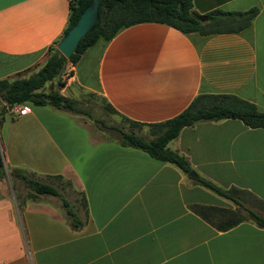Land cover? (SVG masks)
<instances>
[{"label":"crops","instance_id":"obj_1","mask_svg":"<svg viewBox=\"0 0 264 264\" xmlns=\"http://www.w3.org/2000/svg\"><path fill=\"white\" fill-rule=\"evenodd\" d=\"M69 0H0V78L36 69L67 22ZM199 13L256 6L233 32L183 33L154 21L97 38L72 63L59 92H94L141 122L173 116L198 93H231L264 111V0H191ZM4 114L2 158L38 178L60 175L86 202L80 227L53 200L13 195L0 179V264H264V226L250 219L215 228L192 204H236L174 163L120 145L82 116L28 102ZM195 176L241 189L263 213L264 126L200 120L167 142Z\"/></svg>","mask_w":264,"mask_h":264},{"label":"trees","instance_id":"obj_2","mask_svg":"<svg viewBox=\"0 0 264 264\" xmlns=\"http://www.w3.org/2000/svg\"><path fill=\"white\" fill-rule=\"evenodd\" d=\"M91 1H68L67 22L61 35L74 23L82 9ZM191 7V0H99L95 21L78 39L68 57H64L56 49L57 40L55 44L47 47L45 58L36 69L27 74L24 71H18L11 76L0 78V125L4 114L17 104L29 102L34 105H50L80 115L107 138L115 139L123 146L141 149L152 157L174 163L184 172L190 170L186 158L167 147V142L175 137L183 126L200 120H217L229 117L238 118L251 127L264 126V111L258 110L251 101L231 93H198L173 116L160 121L141 122L118 113L101 95L91 91L86 92L99 96L104 109L118 114L122 121L120 123H105L101 118L90 117L92 116L90 111L82 108L76 97L59 92V88L63 85L60 72L64 65L68 61L74 63L83 50L97 38L102 37L109 40L122 26L142 21H154L171 25L183 33L193 31L201 34L233 32L247 26L258 11L256 6L241 10L213 8L205 12L206 19L200 21L188 12ZM45 85H48L47 89H43ZM6 169L7 171L0 153V179L5 178L6 175L9 178L19 179L30 190L27 192V197H35L40 194L58 196L69 225L76 228L83 224L87 210L82 193L76 202H79L83 209L85 216L83 221L78 218L75 209L71 207L66 198L61 196L52 183L35 178L17 167H6ZM48 176L61 180V176L57 174ZM193 179L231 199L236 204L233 208L206 204L191 205V209L195 213L215 228L226 229L246 219L254 221L259 226H264V206L263 213H258L244 205L239 198L241 189L234 186L223 188L199 175L194 176ZM11 187H14L13 183Z\"/></svg>","mask_w":264,"mask_h":264},{"label":"rangeland","instance_id":"obj_3","mask_svg":"<svg viewBox=\"0 0 264 264\" xmlns=\"http://www.w3.org/2000/svg\"><path fill=\"white\" fill-rule=\"evenodd\" d=\"M191 8H193V7H191ZM31 71H33V69L24 70V73L27 74ZM47 86L48 85H45L43 87V89H47ZM75 93H76L75 94L76 98L78 100V104L82 108L88 109L90 111V113L92 115L90 117L101 118L105 123H120V122H122L121 118L118 116V114H115L113 112H110V111H107L106 109H104V107L102 106V101L100 100L99 96L90 95L84 91H80V92L77 91ZM25 103H26V105H28V102H25ZM83 115L87 117V115H85V114H83ZM4 133H5V127L2 129L0 126V153L1 154H2V145H3ZM2 161H3V158H2ZM3 164H4V161H3ZM4 166H5V164H4ZM5 170L7 171L6 166H5ZM3 180L5 183L7 182L9 187L11 186L12 183L14 184V187L13 188L11 187L13 195L16 194V195H21V196L27 197V192L30 190L26 186H24V184L19 179L14 178V177L9 178L8 175H6L5 178H3ZM41 180L48 181V182L52 183L54 186H56V188L60 192L61 196L68 200V202L70 203V205L73 209L76 210V207H78L79 215L82 216V207L79 204V202H76V199L78 198L77 192L73 191V189H71L69 187V185H67L66 183H64L60 179H55V178L54 179L53 178H50V179L45 178L44 179V178H41ZM40 195L53 200V202L61 208V210L64 214V209L60 204V199L58 196L50 195V194H40Z\"/></svg>","mask_w":264,"mask_h":264},{"label":"water","instance_id":"obj_4","mask_svg":"<svg viewBox=\"0 0 264 264\" xmlns=\"http://www.w3.org/2000/svg\"><path fill=\"white\" fill-rule=\"evenodd\" d=\"M99 0H92L80 12L74 23L61 35L55 44L56 49L64 56L68 57L73 51L78 39L86 32L97 17V7ZM181 6L179 5V8ZM188 12L200 21L206 19L204 13H199L193 8H189ZM188 175L195 176L193 170H189Z\"/></svg>","mask_w":264,"mask_h":264},{"label":"built area","instance_id":"obj_5","mask_svg":"<svg viewBox=\"0 0 264 264\" xmlns=\"http://www.w3.org/2000/svg\"><path fill=\"white\" fill-rule=\"evenodd\" d=\"M71 69H72V63L71 62H67L64 67L62 68L61 72H60V77L64 82L66 81V79L69 77L70 73H71ZM9 111H11L12 113H15L17 115L20 114H24L26 112L29 111V107L28 105H26V103H21V104H17L15 106H13Z\"/></svg>","mask_w":264,"mask_h":264}]
</instances>
